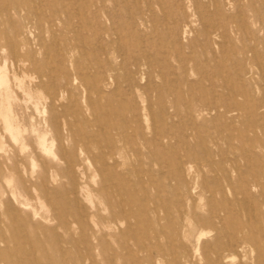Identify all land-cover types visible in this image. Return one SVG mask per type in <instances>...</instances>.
Segmentation results:
<instances>
[{"label": "rangeland", "instance_id": "rangeland-1", "mask_svg": "<svg viewBox=\"0 0 264 264\" xmlns=\"http://www.w3.org/2000/svg\"><path fill=\"white\" fill-rule=\"evenodd\" d=\"M173 41L179 63L169 60ZM12 43L22 63L10 55ZM0 72L8 80L0 86V264H264V191L249 188L236 201L228 164L211 172L192 162L203 151L220 161L231 150L241 166L248 156L264 172V2L0 0ZM42 82L62 90L60 102L51 105ZM213 92L239 106L211 109L204 103ZM63 109L95 147L78 153L72 181L46 156L60 166L58 183L32 200L25 166L41 171L34 143H52L50 124ZM124 123L145 142L135 138L122 155L101 159L123 145ZM69 129L61 121L59 135L67 139ZM196 132L224 141L201 148Z\"/></svg>", "mask_w": 264, "mask_h": 264}, {"label": "bare ground", "instance_id": "bare-ground-1", "mask_svg": "<svg viewBox=\"0 0 264 264\" xmlns=\"http://www.w3.org/2000/svg\"><path fill=\"white\" fill-rule=\"evenodd\" d=\"M233 1L238 2V0H233ZM251 1L252 2H256V1L264 2V0H251ZM202 10H204V9L202 8ZM202 10L200 9L198 11V7H197V9L194 12V16L198 14L199 15L198 17L201 19L202 24L208 26L209 22H208L207 17L205 16V14L203 13ZM97 11H98V13H101L102 16H105L107 18V20L110 23V26L112 28L111 30L115 31V28H114L115 20L113 19V17L111 15L107 16L106 7L103 5H100V6L98 5ZM143 19H144L143 15H139V20H143ZM189 29H190V25H187L186 31H189ZM185 34H187V32ZM213 34L216 36V38H218L219 34L216 32V30L213 32ZM204 37H206V36H204ZM207 40H208V43L211 44V41L208 38H207ZM177 41L179 44L180 41L179 40H177ZM214 44L217 46L218 45L221 46L217 40L215 41ZM174 46H176L175 41L172 42V48H171V52H170L171 55H169L170 56L169 60L172 61L173 60L172 56L175 55V57L178 58V63H179L180 62L179 58L181 56H179V54H178V52ZM10 55L13 57V59L19 61L20 63L23 62L24 56H22L20 54V49L18 48L17 45H15V43H12L10 45ZM123 60H124V58H123ZM181 63H182L181 65H183L185 67V62L181 61ZM140 70H142V69H140ZM147 71H149V70H147ZM153 71H155V70L153 69ZM207 74L208 73L205 70H203L199 67H198V69H196V75H199L202 79H204V78L208 79ZM190 75H193V74H190ZM178 80L180 81V79H178ZM42 84L45 85L46 88L49 90L48 99L50 100L51 105H54L55 103L60 102V99L62 98V95H61L62 90L59 89L58 91H55V88H54L52 82H49L46 84L42 82ZM0 86H5V87L8 86L7 77H6V75H3L2 72H0ZM51 91H55V93H51ZM232 95H233L232 96L233 100H236L235 99V93H233ZM211 96H212V99H209L208 101H205V103H204V105H206V106H209L211 104L212 105L211 109L224 108L227 113H231L232 111H234L233 109H235V107L239 106L238 105L239 103H237V101H235V102L232 101L235 104V107H233V109L226 107L222 104V101H221V97L222 98L224 97L223 95L215 94L213 92V94ZM227 100L229 101L230 98H227ZM2 116L4 119V123L6 125V129L13 135V137L16 140H18V135L16 134V131L12 125V117H11L10 112L6 111V113H4ZM70 117H73L72 114L67 109H63L61 111V113H59V115L56 116L55 120L51 121L52 123L50 124V127L53 131L52 143L48 142V139L46 138V136L39 137L37 139V141H35V143H34L32 154H34L35 156H39L40 158L43 159V161L41 164V171H39V172L36 171L34 164L30 168H27L25 166V168L29 172V176H30V179L28 180L27 183H29L28 189L30 191L32 200H37V201L39 200L37 198V195H36L37 190L41 191L43 197H49L50 194L52 193V188H53L52 186L54 185V183H56V184L58 183L57 175H53V173L58 171L57 169H58L59 165L58 164L53 165L50 161H48L45 158L46 156L55 155L57 157L56 159H58L62 164L61 168L66 171L65 176L61 175L60 172L59 173L57 172L58 175L62 176L64 180L68 179L69 181H72V175L76 174V167H77L76 165L77 164L75 163L74 160L77 157L78 153H82V154L90 153L91 151H93V149L95 147L93 144H91V142H89L87 137L82 135L79 131H75L70 122L68 124ZM61 121L66 122V124L70 126V129H69L68 135H67V139H66V137H61V135H59ZM161 121H164V118H162ZM131 129L132 128L129 126L126 127V124L124 123L123 128L119 132V134L123 137V142H124L123 145H120V146L113 145L111 147L112 148L111 153L109 152L106 155H101V159H103V160H107L110 158L114 159L116 155H118V154L122 155L123 152L125 151V148H126V146H125L127 144L126 142L129 143L132 140H135V138L136 139L137 138L142 139L145 142L144 133L142 132V130L135 131V130H133V129L131 130ZM250 131L254 132L255 130L250 129ZM152 134H153V138L157 139V137L160 134V127H154L152 129ZM196 138L199 140L200 147L201 148L206 147L207 149H208V145H212V146H215L217 148L218 147L220 148V142L224 141L223 138H221L218 135L207 136L206 138H204L198 132H196ZM66 140H68L71 143V145H66L65 144ZM55 141H58V143H59V147H58L56 154L53 152V150H54L53 148L55 146V144H54ZM263 147H264V145H263ZM246 150H248V149H246ZM220 152L221 151L217 152V154H219ZM205 153L206 152L203 151V154H204L203 157L200 155H197L196 157H194L192 162L196 165V167L198 168L199 171H203L205 168H208V169H210L211 172H217L218 170L224 171L223 165L228 164L230 166L232 172L234 174H236L237 187H233L236 201L240 200L239 199L240 195H242L243 199H245L247 196V191L249 190V188H258L259 187V188H261L262 191H264V172H261L259 169H256L254 167V164L250 161L248 156L245 157L246 158L245 160H247V161H246V165H245L246 167L244 168L243 166H241V164H239L238 158H234V157L230 156V154L231 155L235 154L234 151L230 150L229 153H227L226 159H222L220 161H214L212 159V157L209 158L208 156H206ZM255 156L258 157L257 155H255ZM22 162H23L22 160L15 162V164L12 167V170L13 171H16V170L19 171L20 166H23ZM123 168H125V167H123ZM184 170H186V169H184ZM244 170L248 171L247 176L243 175ZM229 171L226 170V172L228 174H229ZM260 179L262 181H260ZM259 203H264V199H262ZM9 212H10V214H14L15 210L12 207H10ZM123 213L124 214L127 213L126 209L123 210ZM110 214H111L112 218L114 216H116V213L113 210H111ZM111 222H113V221H111Z\"/></svg>", "mask_w": 264, "mask_h": 264}]
</instances>
